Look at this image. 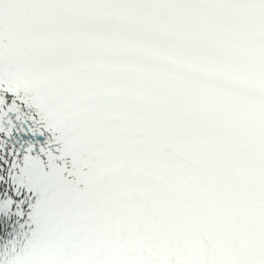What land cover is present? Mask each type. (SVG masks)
Returning a JSON list of instances; mask_svg holds the SVG:
<instances>
[{"label": "snow or ice", "instance_id": "obj_1", "mask_svg": "<svg viewBox=\"0 0 264 264\" xmlns=\"http://www.w3.org/2000/svg\"><path fill=\"white\" fill-rule=\"evenodd\" d=\"M0 264H264V0H0Z\"/></svg>", "mask_w": 264, "mask_h": 264}]
</instances>
